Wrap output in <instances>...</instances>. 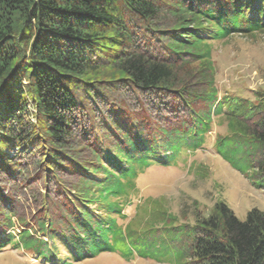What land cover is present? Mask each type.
<instances>
[{
  "label": "trees",
  "instance_id": "16d2710c",
  "mask_svg": "<svg viewBox=\"0 0 264 264\" xmlns=\"http://www.w3.org/2000/svg\"><path fill=\"white\" fill-rule=\"evenodd\" d=\"M235 34H264V0H0V255L264 264V210L219 200L182 221L146 198L122 222L138 178L205 147L216 118L215 151L264 190V84L217 80Z\"/></svg>",
  "mask_w": 264,
  "mask_h": 264
},
{
  "label": "rangeland",
  "instance_id": "374dc122",
  "mask_svg": "<svg viewBox=\"0 0 264 264\" xmlns=\"http://www.w3.org/2000/svg\"><path fill=\"white\" fill-rule=\"evenodd\" d=\"M214 60L218 66V84L223 95L253 96L264 84V34L257 37L235 34L215 43ZM205 147L189 153L177 164L150 167L137 181L138 194L125 213L124 225L135 222L137 204L146 198L164 199L182 221H193L197 214L210 213L213 205L224 201L241 220H246L253 208L264 210V190L257 189L246 172L239 171L215 151L217 134L226 133V125L215 119ZM139 214V213H138ZM154 257H144L140 250L129 258L118 253L103 252L82 262L69 264H181L180 259L164 248L151 249ZM0 264H62L45 263L32 253L10 247L0 255Z\"/></svg>",
  "mask_w": 264,
  "mask_h": 264
}]
</instances>
